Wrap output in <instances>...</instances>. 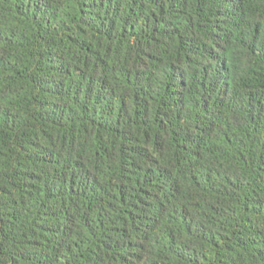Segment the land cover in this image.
I'll return each mask as SVG.
<instances>
[{
  "label": "trees",
  "instance_id": "trees-1",
  "mask_svg": "<svg viewBox=\"0 0 264 264\" xmlns=\"http://www.w3.org/2000/svg\"><path fill=\"white\" fill-rule=\"evenodd\" d=\"M0 264H264V0H0Z\"/></svg>",
  "mask_w": 264,
  "mask_h": 264
}]
</instances>
